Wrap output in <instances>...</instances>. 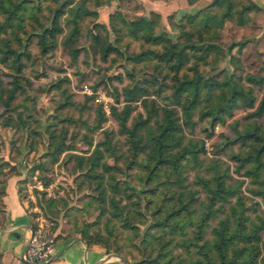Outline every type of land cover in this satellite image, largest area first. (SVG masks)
<instances>
[{"label":"rangeland","instance_id":"rangeland-1","mask_svg":"<svg viewBox=\"0 0 264 264\" xmlns=\"http://www.w3.org/2000/svg\"><path fill=\"white\" fill-rule=\"evenodd\" d=\"M78 1L73 0L74 3ZM83 1L92 12L80 21L81 32L73 44L79 51L77 59L73 61L67 48L60 44L67 32L66 27L57 36L55 48L46 55L39 54L36 46L31 44V57L24 60L25 65L18 77L20 90L9 101L11 108L5 109L0 103V164L5 167L4 172L9 167L12 173L22 175L17 188L19 196L27 203L32 223L36 215H41L56 237L61 232L80 235L82 231L91 240L98 239L99 235L107 236V249L129 259L133 264H145L144 259L154 252L153 248L166 241L163 248L173 254L174 260L182 258L183 264H187V260L196 254L192 250L193 246H189L192 252L186 250L182 240L191 235L193 224L184 223L185 233L154 225L151 215L153 203L148 205L146 198L154 195L158 199L172 190L177 191L174 184L179 178L177 181L181 185L178 187L186 190L184 198L190 197L191 193L197 197L191 198L189 206L193 208L191 221L195 222L204 210L202 204L207 201L208 192L202 183L210 176V170L205 167L217 163L215 165L228 174L229 177H225L227 182L240 181L237 192L241 202L237 200V195L226 201L214 202V212L207 219L209 224L204 236L211 238L212 227H217L218 220L225 215H229L230 226L234 227L232 206L242 209V214L247 217L246 223L258 221V217L264 218V197L254 191L260 187L258 180L264 179V173L252 177L245 172L250 164L238 169L237 161L230 158L235 152L244 154L249 147L235 142L224 150L221 148L224 136L234 137L232 128L245 129L256 122L264 129V117H248L247 113L253 109L238 102L224 123H212L209 116L199 118L200 108L215 98V92L198 103L191 116L192 126L184 122L177 107V122L180 124L177 133L183 135L182 144L193 148L203 147L198 152L197 163L189 157L184 158L178 173L171 169H160L158 176L149 182L144 181L145 169L140 165L129 164L133 156L131 144L128 136L119 130L118 120L112 110L121 109L122 88L125 85L131 87L137 83L148 89L147 95L129 103L133 110L126 123L130 127L139 116L145 118L147 115L141 100L153 99L157 107L162 108L163 100L157 96L156 90L169 94L170 88L164 83L170 84V80L163 77V69L159 73L155 72L151 60L134 64L122 52H112L103 58L91 36L90 29L95 28L102 38L115 40L116 28L111 23L117 27L122 25L120 17L116 16L117 12L123 18L141 17L143 8L138 2ZM247 19V25H238L234 19L225 21L218 32V43L224 47L232 40L247 38L249 41L241 50L233 47L230 53H225L218 61L214 58L215 51L213 56H207V60L199 67L203 76L210 75L220 80L225 74L236 78L246 73L262 74L264 14L253 12ZM158 20L155 28L157 34L165 33L175 41L179 35L178 20H172L170 16L164 23L159 16ZM119 42L120 50L124 48L129 52L138 51L141 45L140 40L126 35L120 37ZM10 71L7 64L0 63V77L5 87L12 85ZM118 74L120 78L117 80L115 76ZM242 83L249 85L244 80ZM253 88L257 99H260L264 84ZM150 104L145 105V108L151 107ZM101 113L103 121L98 127ZM161 115V111L153 114L148 127H155ZM145 128L138 132L141 136L147 134ZM96 145L102 153L99 164L108 165L106 169L96 165L89 170L86 157ZM143 156H136L135 162H142ZM114 182H117L116 187L112 186ZM158 182L161 183L154 186ZM112 197L122 207L123 213L131 217L134 226H124L117 217L111 215Z\"/></svg>","mask_w":264,"mask_h":264},{"label":"trees","instance_id":"trees-1","mask_svg":"<svg viewBox=\"0 0 264 264\" xmlns=\"http://www.w3.org/2000/svg\"><path fill=\"white\" fill-rule=\"evenodd\" d=\"M123 1H128L129 4L135 3L134 0ZM194 1L188 0V3ZM261 10L251 0H211L194 14H184L177 19L179 35L175 41L165 33L157 34L155 28L159 20L154 12H151V17L146 19L139 16L123 18L120 16L121 13L117 12L116 16L120 17L119 21L122 25L117 27L111 23L117 33L113 41L102 38L95 28L90 29L91 36L98 44L103 58L112 52H122L125 58L134 64L151 60L155 72L159 73L163 69V77L170 80V84L164 83L170 88L169 94L165 95L161 90H156L157 96L163 100L162 108L157 107L153 99H148V102L141 100L147 115L145 118L139 116L140 118L130 127L126 123L133 110L129 103L147 95L148 89L137 83L131 87L125 85L122 88L121 109L112 110L118 120L119 130L128 136L131 144L133 156L129 164L140 165L145 169L144 181L149 182L156 175L158 176L160 169H171L172 172L178 173L180 162L184 158L189 157L197 163L198 152L203 147L193 148L182 144L183 135L180 132L177 133L180 129V124L177 122V107L181 111L184 122L192 126L191 116L198 107V103L202 99L205 100L210 93L215 92V98L200 108L199 118L209 116L212 123H224L225 118L232 115V110L238 102L246 108L253 109L247 113L248 117L257 119L264 117V92L260 99H257L253 88V86L261 87L264 84V69L260 75L246 73L236 78L225 74L219 80L210 75L203 76L199 68L207 60V56H213L214 51L216 52L214 58L218 61L225 56V53H230L233 47L241 50L242 46L249 41L247 38L232 40L224 47L218 43L219 29L223 27L226 20L234 19L238 25H247L248 16ZM90 12L92 11L85 6L83 0L76 3L73 0H0V63L7 64L11 68L9 74L12 84L10 87H5L0 77V103L5 109L11 108L9 101L20 90L18 77L25 65L24 60L31 57L32 52L29 50L31 44L36 46L39 54L46 55L55 48L57 36L63 33L66 27L67 32L60 44L67 48L71 59L75 61L79 51L73 44L78 40L81 32L80 21ZM124 35L140 40L141 45L138 51L129 52L124 48L120 50V37ZM119 78V74L115 76V79ZM242 80L249 85L245 86ZM149 102L151 107L145 108ZM157 111L162 112L161 118L159 121L156 120L155 127L149 128L148 122ZM102 116L103 113L100 114L98 127L103 121ZM142 128L147 130L145 136L138 133ZM232 131L234 137L224 136L222 150L234 145L235 142L247 145L249 147L247 152L244 154L235 152L230 158L237 161L238 169L250 164V167L245 170L246 174L258 177L262 172L264 173V129L254 122L249 128L240 130L232 128ZM144 137L145 140H143ZM97 146L86 157L89 170L96 165L103 166L105 169L109 167L103 163L99 164L102 153ZM139 154H144L142 162H135L134 158ZM215 164L211 163L205 167L206 170H210V176L203 180L202 186L208 194L206 203L202 204L204 210L199 213L198 220L191 221L193 208L189 207L191 198L197 197L191 193L190 197L184 198L186 190L178 187L181 182L177 181L179 178H176L174 187L178 188L177 191L172 190L168 195L163 194L158 199H155L154 195L146 198L148 205L153 203L151 215L154 225L166 226L173 232L185 233L184 223L193 224L191 235L185 236L182 240L186 250L192 252L189 246H193L192 250L196 254L187 260V264H264L263 217H258V221L246 223L247 217L242 214V209H235V206H232L234 227L230 226L229 215H225L218 220L217 227H212V237L207 239L204 236L206 226L209 224L207 219L214 212L212 208L214 202L226 201L234 195H237V200L240 201L237 192L240 181L227 182L225 177H229L228 174L222 172ZM4 169L3 164H0V176H2L0 182L12 174L9 167L5 172ZM258 182L261 185L254 191L264 197V179ZM159 183L161 182L155 183L154 186ZM116 184L117 182H114L112 186L116 187ZM110 203L112 216L117 217L124 226H134L131 217L123 213L122 207H119L114 197L110 198ZM30 225L34 227L32 222ZM79 236L86 241L87 245L95 242L106 249L109 247L107 236L99 235L98 239L91 240L84 231ZM165 242L153 248L154 252L144 259L145 264H183L182 258L174 260L173 254L163 248ZM34 264L45 263L35 262Z\"/></svg>","mask_w":264,"mask_h":264},{"label":"crops","instance_id":"crops-1","mask_svg":"<svg viewBox=\"0 0 264 264\" xmlns=\"http://www.w3.org/2000/svg\"><path fill=\"white\" fill-rule=\"evenodd\" d=\"M135 1L143 8L140 13L142 18L146 19L151 12H155L164 23L168 16L177 21L183 14L192 15L211 0H195L192 3L188 0ZM251 1L264 14V0ZM21 178V174L12 173L0 182V264L27 262L22 256L32 231V217L26 201L19 196L17 185ZM85 242L77 234L61 232L53 244V254L45 264H133L99 243L87 245Z\"/></svg>","mask_w":264,"mask_h":264},{"label":"built area","instance_id":"built-area-1","mask_svg":"<svg viewBox=\"0 0 264 264\" xmlns=\"http://www.w3.org/2000/svg\"><path fill=\"white\" fill-rule=\"evenodd\" d=\"M23 259L29 263L50 260L53 251V244L56 242V233L49 227L41 215H36Z\"/></svg>","mask_w":264,"mask_h":264}]
</instances>
